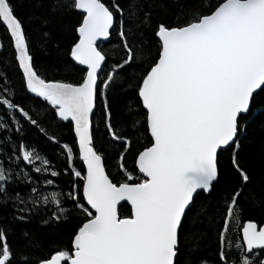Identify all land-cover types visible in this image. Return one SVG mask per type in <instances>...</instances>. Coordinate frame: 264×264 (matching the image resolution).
Here are the masks:
<instances>
[{
	"label": "snow or ice",
	"instance_id": "snow-or-ice-1",
	"mask_svg": "<svg viewBox=\"0 0 264 264\" xmlns=\"http://www.w3.org/2000/svg\"><path fill=\"white\" fill-rule=\"evenodd\" d=\"M50 7L79 10L78 38L66 53L83 66L77 82L38 74L14 0H0V24L27 91L46 101L60 120L70 121L84 172L71 166L76 153L64 144L71 175L79 182L67 193L47 191L54 181L44 174L59 173L22 135L15 140L8 135L13 126L22 133L16 113L33 126L38 120L15 102L7 73L0 72V106L10 117L0 123V210L5 219L31 223L43 207L49 213L43 225L66 222L75 212L76 225L68 246L35 255L40 244L30 232L22 231L23 245L17 248L9 225L0 223V264H184L180 244L189 213L203 212L194 208L196 197L216 190L221 154L228 150L238 184L222 190L218 264H264V226L251 219L241 223V198L264 205V190L248 191L251 177L240 160L248 124L264 116V0H196L180 6L175 24L154 26V9L164 7L155 0H127L126 6L118 0H52ZM142 27H151L157 38L155 54L145 45ZM113 32L122 56L109 65L97 42ZM126 87L135 95L117 126L109 94ZM98 100L104 133L96 137L92 116ZM138 135L147 143L135 156L138 174L133 176L123 158ZM106 144L124 149L118 156L121 179L115 182L104 164ZM16 180L27 186L23 195L12 188ZM69 202L71 209L65 206ZM121 202L130 206L127 215L120 213ZM189 256L188 264H207L195 247Z\"/></svg>",
	"mask_w": 264,
	"mask_h": 264
},
{
	"label": "trees",
	"instance_id": "trees-1",
	"mask_svg": "<svg viewBox=\"0 0 264 264\" xmlns=\"http://www.w3.org/2000/svg\"><path fill=\"white\" fill-rule=\"evenodd\" d=\"M107 3L108 0H105ZM122 6L127 5V0H118ZM151 2V0H148ZM157 4H163L164 7H156L154 9L153 26L156 22H166L175 24L180 6L189 7L196 3V0H155ZM214 2V0H213ZM17 5V14L24 21L26 34L29 39L30 53L33 56V63L38 74L47 80H59L63 82H77L82 74V67L77 66L69 56L66 55L71 42L78 38L74 31L77 21L80 19L77 11H57L51 10L52 0H14ZM44 21H48L44 23ZM47 33V36L43 34ZM140 33L143 35L147 49L155 54L156 37L151 27H142ZM0 42L3 43V49H0V72H6L10 85L15 92L14 100L20 103L30 115L38 120V126H33L16 113L22 125V133L17 134L15 127L8 133L13 140L17 135H22L24 142L30 144L42 158L50 161L53 170L57 171V177H51L47 173L44 174L48 179L54 181V185L48 186L47 191H57L67 193L71 190L73 183L79 181L70 172V166L66 160V152L62 146L68 144L76 153L72 162V167L84 172L82 162L79 159L75 137L72 132L70 122L60 120L54 115V110L43 99L30 96L23 84L21 73L16 62L13 60L14 51L6 35L5 28L0 24ZM120 44L119 38L115 32L112 33L110 39L106 43H100L99 48L107 53L109 65L115 63L122 56V52L118 50ZM6 61V63H5ZM128 73H132V69H127ZM139 70H137L138 72ZM123 75V73L121 74ZM134 92L127 87L125 89H117L109 94V103L112 105V122L119 125V122L126 117L127 105L132 101ZM102 104L98 100L96 108L92 116L94 136L99 137L104 133ZM9 111L0 106V123L9 120L10 117L5 116V112ZM15 111V110H11ZM40 128L45 129L44 132ZM247 138L241 143L240 160L247 169L251 182L248 184V191L260 192L264 190V156L260 155L261 145L264 144V116H257L248 124L247 131L243 134ZM4 133L0 131V140L3 139ZM55 136V140L51 137ZM107 140V137H105ZM100 140L97 138L96 146L100 148ZM147 140L143 136H139L132 148L125 154L123 158L124 166L133 176L138 174L135 168V156L142 148ZM106 153L104 164L110 178L116 180L121 179L118 174V156L124 151L119 144L105 145ZM231 150L223 152L220 158L221 176L220 184L211 194L200 193L196 197L194 208H202L203 212L199 216L189 213V221L186 222L187 234L181 235V250L183 255L180 259L184 264H188L190 259L189 250L195 247L197 256L207 261V264H218V229L221 227V217L218 215L222 190L224 187L234 188L238 184V178L231 170L230 165ZM39 163V162H37ZM39 174L33 173V176ZM12 188L23 195L27 191L24 182L16 180L12 184ZM243 213L241 223L249 219L254 220L258 225L264 220V205L258 200L250 197L241 198ZM71 209V203L65 205ZM121 215H127L129 206L122 203L119 206ZM204 212L207 214L205 215ZM49 213L42 207L39 214L35 215L31 223L13 222L11 217L5 219L4 211L0 210V223L8 224L11 230L10 239L17 248L22 247V231L30 232L35 241L39 242L41 252H46L49 247L55 245L68 246L72 236L73 228L76 225L77 213L73 212L68 220L61 222H53L49 225L40 223L41 219H46ZM239 226H236L238 230Z\"/></svg>",
	"mask_w": 264,
	"mask_h": 264
},
{
	"label": "water",
	"instance_id": "water-1",
	"mask_svg": "<svg viewBox=\"0 0 264 264\" xmlns=\"http://www.w3.org/2000/svg\"><path fill=\"white\" fill-rule=\"evenodd\" d=\"M77 12H79V10H77ZM4 27V26H3ZM77 36H78V34H77ZM109 39H110V37L107 39V40H102V41H98L97 42V46L100 44V43H106V42H108L109 41ZM77 66H79V65H77ZM79 67H82L83 68V66H79ZM20 71V73H21V76H22V72H21V70H19ZM26 89V88H25ZM26 91H27V89H26ZM27 93L30 95V96H32V97H34V98H38V99H42V98H40V97H37V96H35V94H33V93H30V92H28L27 91ZM59 118V117H58ZM66 122H70V121H66ZM72 126V125H71ZM72 132H73V135H74V131H73V129H72ZM77 146V145H76ZM78 152V151H77ZM80 159V158H79ZM81 161V160H80ZM82 162V161H81ZM83 165V164H82ZM83 168H84V166H83ZM206 194V193H205ZM122 203H126V202H121V204ZM127 204V203H126ZM128 205V204H127ZM129 206V205H128ZM129 208H130V206H129ZM259 226H264V220H263V222H262V224H260ZM241 235H242V233H240Z\"/></svg>",
	"mask_w": 264,
	"mask_h": 264
}]
</instances>
